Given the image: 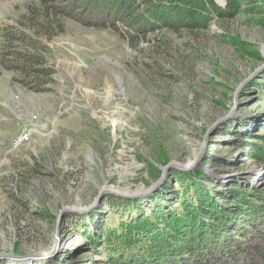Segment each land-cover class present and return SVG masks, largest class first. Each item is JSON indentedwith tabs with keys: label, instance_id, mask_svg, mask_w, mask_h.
<instances>
[{
	"label": "rangeland",
	"instance_id": "374dc122",
	"mask_svg": "<svg viewBox=\"0 0 264 264\" xmlns=\"http://www.w3.org/2000/svg\"><path fill=\"white\" fill-rule=\"evenodd\" d=\"M234 2L235 16L215 15L197 31L164 28L136 46L67 17L42 51L54 70L48 90L23 84L0 60V253L13 254L0 264H103L82 224L94 232L137 217L178 177L169 169L144 200L112 205L122 191L142 192L168 161L203 149L193 168L209 187L264 186V168L237 135L264 132V0ZM36 5L0 0V26L20 24Z\"/></svg>",
	"mask_w": 264,
	"mask_h": 264
},
{
	"label": "trees",
	"instance_id": "16d2710c",
	"mask_svg": "<svg viewBox=\"0 0 264 264\" xmlns=\"http://www.w3.org/2000/svg\"><path fill=\"white\" fill-rule=\"evenodd\" d=\"M240 9L234 0L225 6L216 0H39L20 24L0 26L4 39L0 60L5 68L21 74L23 84L48 90L45 77L54 70L42 51L48 49L45 40L64 30L67 17L111 28L136 46L164 28L197 31L208 28L215 15L232 17ZM240 133L247 140L249 157L264 168V132ZM171 171L179 179L178 191L167 187V179L158 193L149 195L156 203L135 208L137 217L98 224L94 232H89L90 224H82L98 260L103 264H264V186L235 179L214 188L205 182L200 167ZM144 198L120 197L112 205Z\"/></svg>",
	"mask_w": 264,
	"mask_h": 264
},
{
	"label": "water",
	"instance_id": "95a60500",
	"mask_svg": "<svg viewBox=\"0 0 264 264\" xmlns=\"http://www.w3.org/2000/svg\"><path fill=\"white\" fill-rule=\"evenodd\" d=\"M244 82H242V84ZM203 151H204V149L201 152H199V154L196 156V158H194L193 160H191L189 162H180V161H177V160L168 161V163L163 166L162 173L159 176V178L155 182H153L150 186H148V187L142 186L139 190H143V191L140 192V193H138V191L137 192H131V191H127V190L126 191L119 190V191H122L124 196L138 197V196L147 195V193H150L153 190H155L156 187L159 186L165 180V178L167 176V173H168L167 171L169 169L182 170V169H191L194 166H196L201 160V157L203 155ZM108 190H110V188L104 186L101 189L100 193L106 192ZM101 195L102 194H99V196H101ZM76 207H77V209L79 208V206H76ZM67 209H69V208H67ZM0 254H2V255H13V254H10V253H7V252H3V253H0Z\"/></svg>",
	"mask_w": 264,
	"mask_h": 264
},
{
	"label": "bare ground",
	"instance_id": "6f19581e",
	"mask_svg": "<svg viewBox=\"0 0 264 264\" xmlns=\"http://www.w3.org/2000/svg\"><path fill=\"white\" fill-rule=\"evenodd\" d=\"M26 132V131H25ZM26 134H27V132H26ZM22 140V139H21ZM143 196H145V195H143Z\"/></svg>",
	"mask_w": 264,
	"mask_h": 264
}]
</instances>
